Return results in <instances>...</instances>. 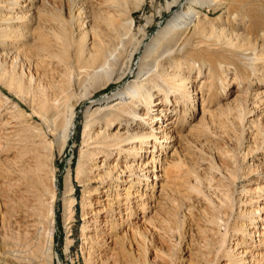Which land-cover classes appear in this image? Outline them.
<instances>
[{
  "label": "rangeland",
  "instance_id": "obj_1",
  "mask_svg": "<svg viewBox=\"0 0 264 264\" xmlns=\"http://www.w3.org/2000/svg\"><path fill=\"white\" fill-rule=\"evenodd\" d=\"M213 1L0 0V26H18L13 16L30 10L33 26L38 22L46 36L47 43H39L48 45L44 64L34 67L0 38V64L27 85L32 74L37 81L42 77L54 96L69 97L67 108L76 112L69 142L58 143L35 113L37 100L0 78L1 263L27 264L26 257L35 254L40 264H250L253 250L264 251L257 244L264 219L250 223L251 212L264 199V0ZM189 7L202 17L207 33H197L199 19L192 12V23L181 34L190 43L182 60L190 63V86L197 93H191L193 101L186 111L179 109V119L170 127L172 136L182 138L171 144L177 146L173 157L185 162L177 177L180 184H175L179 193L171 184L163 197L159 186L154 192L141 186L146 212L117 215L114 221L126 219L124 225L104 228L101 234L109 231L111 238L106 237V245H93L87 239L93 233L88 222L103 193L92 195L95 186L88 185L86 173L77 175L80 161L85 169L93 167L80 156L87 114L101 99L126 96L139 76L157 68L154 60L163 52L156 44L163 30ZM102 37L120 54L110 68L93 75L85 70L82 51H94ZM159 85L168 87L164 79ZM157 93L161 100L162 92ZM236 95L240 106L233 107ZM204 107L208 125L198 130ZM172 152L170 146L163 154ZM69 175L74 193L67 199ZM6 248H14L15 255Z\"/></svg>",
  "mask_w": 264,
  "mask_h": 264
},
{
  "label": "bare ground",
  "instance_id": "obj_2",
  "mask_svg": "<svg viewBox=\"0 0 264 264\" xmlns=\"http://www.w3.org/2000/svg\"><path fill=\"white\" fill-rule=\"evenodd\" d=\"M12 1L15 2L16 0ZM204 2L213 3L214 1L191 0L192 4L201 5ZM119 4L125 5V3ZM192 12L199 19L197 33H201L202 35L207 33V28L203 23L204 21H202V17H200L197 11H193L189 7L182 14H179L178 21H176L177 19L173 20L172 26L164 29L165 31L163 30L161 42L158 40L159 43L156 44L159 45V50L163 52L157 56L160 60L157 57L154 60L157 68H153L152 73H150V69L148 74L144 75V78L139 76V79L135 81L131 89L126 90V96L117 94L118 98L111 102H108L107 98L101 99L87 114L83 135V149L80 151V156L82 160L88 157L93 162L94 168L85 169L84 161H80L77 175L86 173L88 185L95 186L93 190H90L92 195L100 196L103 193V199H96L97 207L94 210V214L91 215L93 216L92 219L90 217L88 222V230L93 233L90 234L91 236L87 235V239L93 245L96 243L102 246L106 245V237L109 236L108 238H111V232L109 231L104 235L101 234L102 232H106L103 231L104 228L111 230L113 228L117 229L118 224L121 227L124 225L126 219L120 221L121 223L118 224L114 221L118 217L117 215L120 216V219L124 215H127V213L131 214L134 209H139L141 213L146 212L148 204L145 202L146 194H140L141 186L152 188L153 192L159 186V196L163 197L169 184L175 185L179 182L177 181V177L181 169L180 166L185 162L181 156H176L177 158L173 157L177 154V146L176 144H171L177 139L181 141L182 138L172 136L173 130L170 127L179 119L178 111L180 112L182 107L186 111L188 107H185V105L187 106L188 102L193 101L191 93H197L195 89L191 90L192 86H190V74L192 72L190 70V63L182 60L183 56H187V53L185 54L183 51L187 49L190 43L186 39H181V34L183 33V29L187 30L189 28L188 25H191L192 22L189 19V15ZM32 16L33 13L30 10L13 16L19 25L0 26V38L5 43L4 47H8L11 51L15 50L14 53L16 55L20 53L19 58L24 59L30 66L37 67L44 64L46 57H44L43 51L48 50V45L45 44L47 43L45 40L46 36L42 32L38 22L35 23L36 27L33 26ZM132 24L133 22L131 21L130 25ZM182 40L184 41L180 49L178 43ZM246 41L244 45L247 44ZM39 42L45 43L40 44ZM120 43L119 41V45ZM95 44L94 51L88 50V48L82 51V55L86 58L85 70L91 71L93 75L108 67L110 68L112 61L117 56L119 58L120 54V48L115 47V45L103 37L98 42H95ZM10 55H12V52ZM144 61L145 59L143 58L141 65H139L140 67L143 66ZM160 61L165 62L160 63ZM168 62L174 64L171 65ZM0 78L11 87L18 89L21 94H30L33 99H36L38 107H34L35 113L42 116L47 126L54 132L56 141L58 143L69 142L76 118V112L72 110L73 108L71 107L69 110L67 108L69 106L67 105L69 97L65 101V97L62 99L59 96H54L49 91V88L43 85V78L39 77L37 81L33 74L30 76V81L27 85L25 79L20 74H16L14 70L9 71L2 64H0ZM162 79L167 82V89H162L159 85ZM34 86L36 87L34 88ZM157 91H161L163 94L161 100H159ZM259 93L257 98L260 96ZM238 96L236 95L230 102L233 107L240 106V98H237ZM174 102H177L175 105L177 109L174 107ZM66 109L71 116L67 122L65 118ZM141 110L145 111L142 112ZM170 113L171 115H169ZM163 117L167 118L162 124L160 119ZM142 120L144 124L137 123V121L142 122ZM208 120L209 111L204 107L202 117L197 124V129L199 130L201 127L203 128L208 125ZM146 125L148 128L144 127ZM117 126H119L118 129L114 131ZM134 126H137V128H133ZM146 129L149 130L146 131ZM44 144L48 146L52 145L46 141H44ZM170 146L173 152L170 156H166V153H163ZM92 170L97 172L94 173ZM67 183L66 198L70 199L74 193L71 175H69ZM121 189L125 190L124 195ZM176 190H173V192H178ZM138 193L139 195L135 196ZM136 197L138 199L135 202L133 198ZM106 200L108 201L106 202ZM262 202L263 205H256L253 212H251L250 223L256 224L264 219V199ZM68 205L72 208L75 205V200L71 199ZM253 233L250 235L252 236ZM259 236L263 239L257 241L258 246H261V248H258L263 251L264 228ZM100 241H103L102 244ZM111 242L116 244V241ZM224 242L225 239L223 238L222 245ZM5 251L13 256L16 252L14 248H6ZM252 252L253 256L251 257L250 264H263L264 251L260 253L258 250H253ZM26 261H28L27 264H40L39 258L35 254L31 255V257H26ZM0 264H9V261L4 259L3 263L0 261Z\"/></svg>",
  "mask_w": 264,
  "mask_h": 264
}]
</instances>
